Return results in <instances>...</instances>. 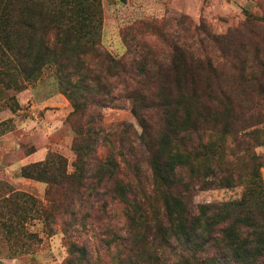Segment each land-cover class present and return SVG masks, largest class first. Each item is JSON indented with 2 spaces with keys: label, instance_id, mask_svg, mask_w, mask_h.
Masks as SVG:
<instances>
[{
  "label": "trees",
  "instance_id": "16d2710c",
  "mask_svg": "<svg viewBox=\"0 0 264 264\" xmlns=\"http://www.w3.org/2000/svg\"><path fill=\"white\" fill-rule=\"evenodd\" d=\"M88 1L91 6L81 0H0V83L20 91L46 66H54L60 90L73 108V171L67 172L62 157L19 171L20 177L45 182L46 198L58 202L59 216L40 206L35 213L47 236L53 234L51 225L63 220L62 232L70 242L62 264L88 263L85 247L72 240L75 226L96 221L93 212L105 217L115 203L123 207L127 221V235L121 239L127 245L126 264H264L262 159L252 153V146H264L256 128L264 118L240 120L231 114L234 101L213 100L203 83L219 81V66L201 49L203 43L200 53H194L185 42L173 43L171 53L159 59L131 53L128 45L122 59L105 54L112 88L120 85L134 99L131 113L140 127L135 139L126 127L117 132L105 126L100 113L84 116L87 106L77 95L89 92L84 80L98 73L85 57L103 55L100 1ZM262 69L264 76V65ZM222 91L218 88L217 93ZM256 94L264 96V83ZM260 100L246 107L261 109ZM95 102L103 107L104 99ZM229 138L240 152L238 157L232 154L234 161L242 160L241 155L247 160L243 171L224 164ZM236 182L243 188L238 200L193 204L197 191ZM58 190L61 195L54 199ZM31 203L38 205L34 199ZM7 222L10 218L1 223L6 238L39 241Z\"/></svg>",
  "mask_w": 264,
  "mask_h": 264
},
{
  "label": "rangeland",
  "instance_id": "374dc122",
  "mask_svg": "<svg viewBox=\"0 0 264 264\" xmlns=\"http://www.w3.org/2000/svg\"><path fill=\"white\" fill-rule=\"evenodd\" d=\"M81 1L84 6L92 5L88 0ZM99 1V52L103 55L95 59L91 55L85 57L86 64L98 73L94 72L84 80L89 92L77 95L80 102L86 103L84 116L100 113L102 123L108 128L120 132L126 127L132 136L139 134L140 127L131 113L134 99L122 86L112 88L114 81L106 74L105 54L122 59L128 54V45L131 53H143L148 60L154 55L159 59L161 55L171 53L173 43L185 42L191 45L194 53H200L199 45L203 43L201 49L206 50L219 66V81L211 78L203 83L210 89L213 100L234 101L236 106L231 114L240 120L252 115L264 118V106L250 110L245 104L261 101L260 98L264 103V96L256 94L259 85L264 83L261 73L264 65V0ZM181 17H186L185 22H178ZM58 83L59 74L51 65L46 66L36 80L25 82L20 91L12 86L7 89L0 83V264H62L67 257L66 246L70 240L64 238L63 220L57 219L51 225L53 234L47 236L45 225L36 218L35 211L39 206L56 216L60 214L58 202L46 198L48 185L19 176L22 167L57 157L65 160L68 173L73 171L75 155L71 146L76 134L69 118L73 108ZM218 88L223 90V95L217 93ZM152 93L147 95L150 99L154 97ZM98 98L104 99L103 107L95 106ZM256 128L260 130L259 143H264V122ZM225 147L227 162L224 164L237 172L243 171L247 164L244 155H241L242 160L234 161L232 154L238 157L240 152L234 149L230 138ZM252 153L261 156L259 172L264 180V146H252ZM236 183L231 187L197 191L193 204L238 200L243 188ZM60 195L58 190L53 198ZM33 199L38 205L33 206ZM79 211L83 213V210ZM97 216L93 212L91 219L96 221L85 227L75 226L72 239L87 250L86 264H126L127 245L121 241L127 235L123 207L119 203L110 204L105 217ZM7 218H10L11 223H7L11 227L35 234L39 241L27 237L6 238L1 223ZM20 245H23L22 250L15 253Z\"/></svg>",
  "mask_w": 264,
  "mask_h": 264
}]
</instances>
